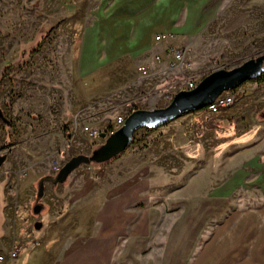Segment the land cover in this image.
<instances>
[{
    "label": "rangeland",
    "instance_id": "1",
    "mask_svg": "<svg viewBox=\"0 0 264 264\" xmlns=\"http://www.w3.org/2000/svg\"><path fill=\"white\" fill-rule=\"evenodd\" d=\"M169 47L186 52L174 68L156 59ZM261 54L264 0H0V250L15 245L46 264L42 232L63 226L61 215L38 221L48 182L89 189L112 176L148 183V205L201 202L194 253L207 213L217 223L264 209V72L218 113L183 114L173 132L140 129L123 153L81 163L63 181L52 172L105 142L91 131L107 135L118 116L156 107L186 80Z\"/></svg>",
    "mask_w": 264,
    "mask_h": 264
},
{
    "label": "crops",
    "instance_id": "2",
    "mask_svg": "<svg viewBox=\"0 0 264 264\" xmlns=\"http://www.w3.org/2000/svg\"><path fill=\"white\" fill-rule=\"evenodd\" d=\"M187 119L176 118L159 133L179 130ZM48 183L51 195L44 198L46 209L38 221L45 215L54 224L61 215L63 226L42 232L36 251L48 245L46 264H264V209L233 211L217 223L207 213L195 236L205 238L194 253V218L202 214L201 202L175 204L173 210L166 209L167 202L148 205V183L119 182L112 176L89 189L82 181ZM15 264L39 262L20 248Z\"/></svg>",
    "mask_w": 264,
    "mask_h": 264
},
{
    "label": "water",
    "instance_id": "3",
    "mask_svg": "<svg viewBox=\"0 0 264 264\" xmlns=\"http://www.w3.org/2000/svg\"><path fill=\"white\" fill-rule=\"evenodd\" d=\"M264 72V54L244 61L232 69H217L201 79L190 90L177 91L164 107L137 108L131 111L123 124L111 134H101L105 142L88 157H81L66 164L59 171L60 181L65 179L76 164L88 161L105 162L123 153L134 141L140 129H156L183 114L204 109L225 91L238 88L247 81L258 79ZM3 159H0V165Z\"/></svg>",
    "mask_w": 264,
    "mask_h": 264
},
{
    "label": "built area",
    "instance_id": "4",
    "mask_svg": "<svg viewBox=\"0 0 264 264\" xmlns=\"http://www.w3.org/2000/svg\"><path fill=\"white\" fill-rule=\"evenodd\" d=\"M166 35L165 34H159L156 36L157 41L165 40ZM186 52L183 48L180 47H169L167 48L162 55H157L156 59H162V57H165V60L168 63V66L170 68L177 67L178 65L182 64L185 61ZM140 73L143 76H146L148 73V70L145 67L140 68ZM196 86V82H194L192 79L186 80L178 89H185L190 90ZM176 92H170L166 95V99H172L173 95ZM235 100V90L231 91H225L221 93L219 96L215 98V100L204 108V110L208 111L211 114H215L220 112L221 110L227 108L230 106ZM125 117L124 116H118V118L115 119L113 122V125H111V128L107 130V135L114 132L116 129H118L124 122ZM91 136L95 135H101V133L97 130H93L90 132ZM60 166L57 163H54L52 165V172L53 173H59ZM20 248L15 245H11L5 250H0V264H15V261L18 257Z\"/></svg>",
    "mask_w": 264,
    "mask_h": 264
},
{
    "label": "trees",
    "instance_id": "5",
    "mask_svg": "<svg viewBox=\"0 0 264 264\" xmlns=\"http://www.w3.org/2000/svg\"><path fill=\"white\" fill-rule=\"evenodd\" d=\"M148 130H149V129H148ZM132 143H133V142H132ZM81 157H83V156H80V157L74 158V159H72L71 161H73V160H74V161H75V160L77 161V160H78L79 158H81ZM71 161H70V162H71ZM70 162H69V163H70ZM93 162H96V161H91V163H93ZM88 163H90V161H88ZM78 165H79V164H76L75 167H77ZM75 167H74V168H75ZM74 168H72V169H74ZM62 169H63V168H62ZM62 169H60V171H61ZM66 175H67V174H66ZM66 175H65V176H66ZM58 179L60 180L59 177H58Z\"/></svg>",
    "mask_w": 264,
    "mask_h": 264
}]
</instances>
